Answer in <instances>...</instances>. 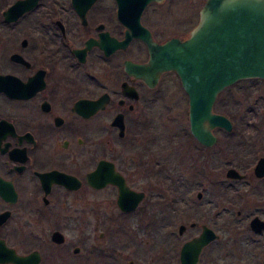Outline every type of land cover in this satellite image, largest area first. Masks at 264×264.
Returning <instances> with one entry per match:
<instances>
[{"label": "flooded vegetation", "instance_id": "1", "mask_svg": "<svg viewBox=\"0 0 264 264\" xmlns=\"http://www.w3.org/2000/svg\"><path fill=\"white\" fill-rule=\"evenodd\" d=\"M18 1L0 0V264H122L115 257V246L95 236L100 226L98 192L111 189L110 201L124 216L144 205L147 190L132 187L134 176L140 174L144 180L147 174V152H141L145 130L140 122L147 118L154 101L149 95L157 93L161 78L178 76L163 72L149 87L135 71L126 70V62L144 65L150 56L147 44L138 37L115 49L126 31L117 16L116 0L90 4L81 0L77 7L72 0H30L20 15L5 14ZM163 2L145 7L141 25L157 44L187 39L199 16L183 35L164 40L142 23L147 7ZM188 101L187 97L191 144L204 151L208 166L218 167L223 157L212 150L218 133L222 139L231 137L233 123L224 115L232 129H213L216 141L206 146L190 130ZM263 105L259 101L252 107L251 135L222 152L227 169L225 178L215 182L219 201L209 200L202 214L192 196L196 192L197 201L202 200L208 172L195 180L174 167L172 220L156 213L142 227L153 230L154 225L160 232L178 224L180 237L193 233L180 243L174 260L165 256L161 244L156 264L164 259L181 264L182 246L198 238L204 227L215 238L200 249L196 264H264V175L255 172L264 159ZM255 153L261 155L249 163ZM102 162L113 165L130 191L142 193L133 210L119 207L116 185L96 189L89 184L88 175ZM155 165L160 177L163 165L158 159ZM229 169L241 178L227 176ZM64 179L66 184L61 182ZM150 197L154 201L145 206L154 212L161 194Z\"/></svg>", "mask_w": 264, "mask_h": 264}, {"label": "rangeland", "instance_id": "2", "mask_svg": "<svg viewBox=\"0 0 264 264\" xmlns=\"http://www.w3.org/2000/svg\"><path fill=\"white\" fill-rule=\"evenodd\" d=\"M204 2L205 0H164L162 4H151L143 14L142 23L145 26H151L159 40L183 35L194 22H197L199 10ZM22 28L23 23L20 24V30ZM157 90V93L149 95V98H153L154 101L149 103L146 120L140 122L145 130L141 152H147L144 158L147 174L144 172L146 175L144 180L139 177L140 174L132 178L133 188L147 190L148 197L144 205L131 215L124 216L110 201L111 189L106 188L98 192L100 226L95 236L98 241L109 242L115 246V257L122 259L120 262L122 264L127 263L128 260H133L135 264L143 263V261L145 264H156L157 257L161 255V244L166 250L165 256L170 260L177 257L178 246L193 233L192 231L180 237L178 224H172L170 228L167 227L160 232L155 231L154 225L153 230L142 227L150 223L151 217L156 213L172 220L169 214L172 212L174 180L177 175L174 167L183 170L186 175L195 180L201 178L199 173L204 177L205 171L208 172L207 177L203 178L206 180L204 197L201 201H197L196 192L192 196L198 212L202 214L209 200L212 203L219 201L216 194H219L220 190L215 182L225 178L227 169L223 165L225 161H221L225 155L222 152L226 151L228 146H233L235 141L251 135L254 123L252 107L259 101L264 104V81L257 79L240 80L217 96L213 111L226 115L233 123L234 132L228 139H222V133H218L219 141L212 151L218 152L220 154L218 156L223 158L219 161L218 167H210L204 151L195 149L196 145L191 144L188 132L187 97L178 78L174 74L163 76ZM262 110L264 115V105ZM194 152H196L195 163L191 159ZM200 154L202 157L198 158ZM157 155H159L158 158ZM260 155L261 153L252 155L249 163H254L256 157ZM157 159L159 166L163 165L160 177L156 176ZM159 193L161 194L159 206L151 212V209L148 210V206L145 205L154 201L150 195L155 196ZM142 215L144 217L141 224L139 217ZM170 260L168 262L164 259L161 264H170Z\"/></svg>", "mask_w": 264, "mask_h": 264}, {"label": "water", "instance_id": "3", "mask_svg": "<svg viewBox=\"0 0 264 264\" xmlns=\"http://www.w3.org/2000/svg\"><path fill=\"white\" fill-rule=\"evenodd\" d=\"M72 1L75 7L80 6L81 0ZM85 1L90 4L94 0H82ZM116 1L117 16L126 31L125 39L116 42L115 49L123 48L129 40L138 37L147 44L150 56L144 65L130 66L126 62V70L135 71L149 87L157 84L163 72H175L188 96L192 134L200 143L213 145L216 141L213 129H232L227 117L213 111L219 93L239 80L264 79V0H205L198 23L188 38L183 41L171 38L163 44L153 41L149 30L141 25L140 16L149 3L164 0ZM29 3L30 0L18 1L5 14L14 12L18 16L29 8ZM255 172L258 176L264 175V159L257 164ZM227 176L241 178L234 169H229ZM87 180L96 189L116 185L118 205L124 211L133 210L142 199V193L125 186L110 163L102 162ZM61 182L66 184L65 179ZM130 196H134L131 201ZM214 238L215 234L204 227L198 238L182 246L181 264H196L200 249Z\"/></svg>", "mask_w": 264, "mask_h": 264}]
</instances>
